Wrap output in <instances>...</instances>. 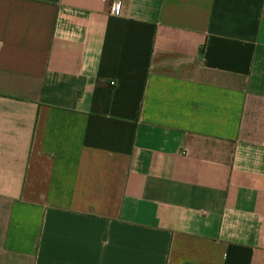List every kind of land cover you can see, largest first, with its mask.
<instances>
[{"label": "crops", "instance_id": "1", "mask_svg": "<svg viewBox=\"0 0 264 264\" xmlns=\"http://www.w3.org/2000/svg\"><path fill=\"white\" fill-rule=\"evenodd\" d=\"M0 0V264H264V0Z\"/></svg>", "mask_w": 264, "mask_h": 264}, {"label": "built area", "instance_id": "2", "mask_svg": "<svg viewBox=\"0 0 264 264\" xmlns=\"http://www.w3.org/2000/svg\"><path fill=\"white\" fill-rule=\"evenodd\" d=\"M111 2V14L114 16L119 15L122 7V0H110Z\"/></svg>", "mask_w": 264, "mask_h": 264}]
</instances>
